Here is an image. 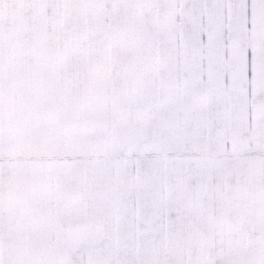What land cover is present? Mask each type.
I'll return each mask as SVG.
<instances>
[{
	"label": "snow or ice",
	"instance_id": "1",
	"mask_svg": "<svg viewBox=\"0 0 264 264\" xmlns=\"http://www.w3.org/2000/svg\"><path fill=\"white\" fill-rule=\"evenodd\" d=\"M0 264H264V0H0Z\"/></svg>",
	"mask_w": 264,
	"mask_h": 264
}]
</instances>
